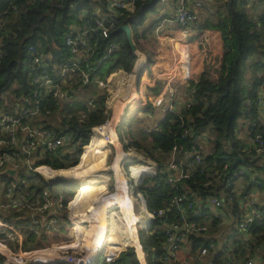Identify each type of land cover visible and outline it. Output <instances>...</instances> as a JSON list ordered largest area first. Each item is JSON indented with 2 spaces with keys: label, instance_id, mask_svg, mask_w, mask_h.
<instances>
[{
  "label": "trees",
  "instance_id": "trees-1",
  "mask_svg": "<svg viewBox=\"0 0 264 264\" xmlns=\"http://www.w3.org/2000/svg\"><path fill=\"white\" fill-rule=\"evenodd\" d=\"M110 1L0 0L2 23L0 27V112L13 113L12 109L17 107V103L21 105L22 102L31 106L30 100H34L37 89L33 80L35 75L40 74L43 69L40 63L34 64L36 56H51V59L46 61L49 63L46 69L55 83H59L61 66L69 63L73 58L72 48L67 44V40L79 32L86 33V39L93 48L89 62L82 65V69L89 74L90 80H93L95 76L105 79L114 71L123 69L129 73L125 74L128 77L127 80H124L123 76L120 81H115L117 76L111 77V80H114V84L110 85L112 91L118 87L114 91L122 92L120 89L124 88V94L118 95L119 97L116 95L115 103L114 100L113 103L116 105V102L122 99L127 103L138 97L135 91L138 58L136 59L132 52L127 33L122 27L130 23L135 16H139L142 11L147 12L151 9L156 0H127L134 2L135 11L121 10L122 14L115 15L113 19H110L108 12ZM212 2L214 7L209 9L201 20L200 28L217 29L222 34L224 43L222 78L219 81L210 79L190 81L189 89L186 91L193 90L190 105H187L188 102L182 103L178 109L166 111L162 120L151 129L140 127L133 131V137L129 142L136 150L156 160L163 171L154 179H147L141 186L148 201V209L145 204H142L136 217L132 216L128 198L126 200L122 191L100 202L107 192V180H99L98 177L109 178L110 168L107 167L115 163V156L111 160L104 157L93 162V155H97L98 148L105 144L108 133L114 131L125 105L119 107L121 111L118 109L113 112L112 118L115 121H106L107 115L104 110L97 121L93 122L96 124L93 134L88 132V135L81 134L86 136L87 142L79 146L77 151H64L60 147L56 149V152L45 151L42 148L37 150L38 155L62 162L71 156L80 158L82 155L80 165L92 161L84 168L91 166V169H95L98 167L94 166L96 164L100 165L99 167L102 165L106 167L71 176H56L55 180L66 177L65 179L81 181L80 191L75 198H86V201L84 204L81 202L79 209L73 210L74 213H79L83 217L74 222L76 229L85 228L93 235L91 246L95 247L94 255L97 254L99 244L126 248V251L120 253L119 257L109 264H153L152 261L159 263L163 246L165 247L163 226L178 218L176 209L171 211L167 209L174 195L189 192L190 199L194 196L201 199L208 197L222 199L223 209L230 213L237 224L243 215L242 203L248 194L255 188L264 190V178L259 176L263 170L262 165L259 164L262 155L256 152L255 146L239 138L245 126V123L242 125L241 121L248 122L246 126L252 135L260 133L264 137V125L259 113L264 88V0H212ZM98 7L101 8L100 17L112 20L106 22V25L111 26L108 37H104L101 31L96 29L98 17L94 12ZM140 24L143 23L138 22L132 25L135 40L141 37L136 29ZM153 27L154 25L148 31H151ZM113 43L117 45V48L106 57L109 46ZM145 66L146 62L140 66L139 75ZM130 73L133 74L130 75ZM146 76L149 78L148 75ZM56 92L53 89L45 93L40 103L42 114L45 110L56 109L58 104ZM9 93L12 96L8 97ZM88 122L90 121H84V123ZM43 123L50 122L43 121ZM53 129L58 130V127L53 125L51 130ZM205 134L211 138V144L206 151L198 140L200 135L205 136ZM116 142L118 143L117 139ZM110 146H114L112 142ZM193 147L199 148L202 152L201 160L198 162L192 157H184L180 154L181 151L185 152ZM174 151H176L174 161L182 164V167L189 171V176L172 185L168 182V173H165V168L166 163L172 160ZM124 157L129 159L130 153H123L119 149L116 169H119L118 164ZM139 157L141 158V155ZM75 163L73 160V164ZM239 168H244L245 172L241 176H235ZM43 169L50 174L45 166ZM133 169L137 177L140 171L137 167ZM167 171L170 172L168 169ZM119 172L117 173L121 183L122 174ZM253 174L255 176L257 174L254 180ZM7 176L1 175L0 180H7ZM151 185L152 188L149 189L147 186ZM64 187L67 199H69L68 196L71 197L73 190L77 189V185L67 182ZM114 198L123 199L126 208L118 211L108 208ZM161 208L165 209V214L152 223L153 216L150 211ZM262 209L264 210V207ZM86 211L94 212L95 221L90 216V220L94 222L92 227L83 221ZM134 220L139 222L140 227L150 228L148 234L143 230L137 231V241L134 237ZM195 220L208 225L210 234L208 237L212 241H218L214 235L223 226L220 224L219 217L209 209L200 208ZM120 223L121 227L118 225ZM51 226L56 230L61 227L56 222L49 227ZM250 232L249 236L242 234L236 236L237 238L232 242L233 250L240 254L251 249V253L259 255L264 262V220L255 222ZM71 235L74 242L65 247L76 246L77 248L82 241L78 239L76 241L72 231ZM0 239L4 241L3 238ZM207 244L202 238L193 240L195 247H206ZM10 248L12 256L18 258L24 251H27L23 255L28 260L34 258L30 254L36 255L35 262L51 261L60 256L55 247H45L47 249L36 252L21 251L24 248L13 251L14 247ZM44 254L51 256L44 258ZM7 259V256L0 254V264L7 262ZM58 261L36 264H57ZM19 263L24 264L22 260H19ZM93 264L100 263L93 262Z\"/></svg>",
  "mask_w": 264,
  "mask_h": 264
},
{
  "label": "rangeland",
  "instance_id": "rangeland-1",
  "mask_svg": "<svg viewBox=\"0 0 264 264\" xmlns=\"http://www.w3.org/2000/svg\"><path fill=\"white\" fill-rule=\"evenodd\" d=\"M213 5L214 3L212 2V0H208V3L206 4V10L208 11L209 9H212L214 7ZM141 18H142V12L139 16H135L134 18H132L130 23L126 25L131 26V25H135L138 22L143 23V21L147 23L145 24V26L148 25V21L144 19V17L142 18V21H140ZM132 22L133 24H131ZM151 25L152 26L154 25L153 29L154 28L156 29V25H157L156 22L154 24H150V27ZM136 29L140 31L141 28L136 27ZM154 30L151 31V34L147 38L141 39L140 37L138 41L137 39L135 40L134 38L137 44L141 45L142 51H144V53H146L150 58L153 57V50L155 49L156 46L153 37ZM153 73L154 70L150 68L148 71V75L151 76L153 75ZM132 74L133 73H130V75ZM116 75L118 78H116L115 81L122 80L121 79L122 75H118V74ZM109 76H106L105 79L103 78L102 79L103 81L98 80L97 81L98 83H93L94 81L86 82V85L83 87L82 91L77 89H72V90H66L65 93L63 90L65 96L62 102L60 103V108L56 111V115L59 118H62V120H64L62 122L63 123L62 126L66 127L65 130H67V137L65 138V134L62 132L60 127H58V130L55 129L51 130L53 128V125H51L50 123L44 124L43 121L40 124L42 128L40 137L42 138V140L45 141V143L50 141L55 142L58 138H60L56 143L58 144L59 147H62L70 151H77V148L79 146L81 147L85 145V143L87 142L86 136L85 135L81 136V134L86 133V135H88L87 132L93 134L94 126H96V124H94L93 122L96 121V117L99 114V112L102 113L105 110V113L107 115L106 121L107 120L115 121L112 118L113 112H115L118 109H120L121 111L122 109L119 107L125 105L123 107L119 120L114 128V131L112 133L111 132L108 133L105 144L100 148H98V153L97 155H93L92 161L94 162V160L97 159H104V157H108L111 160L113 156H115V161H116L121 145L123 146L122 147L123 153L128 154L131 151L130 156H139L137 154L141 153L148 162L147 164L139 165L140 167L139 171H141V173H144V175L142 174L139 175L140 180L137 182V184H141L145 177L149 176L150 179H154L157 175H160L163 171L160 164L156 160L152 159L147 154L146 156L145 154L136 150L133 146L129 144L131 138L133 137L132 133L133 131L135 132L140 127L148 128V129L155 127L157 122L159 121L160 111L161 110L168 111L169 107H167V105L165 104H161L160 106H154L153 104H150L149 97L155 94V92H153L152 89H157V88H154L152 86L154 84L151 81L149 84L145 85L144 83L139 86L140 81H142V76L140 77L139 80L138 77L137 78L135 77V91L138 97H135L136 99L135 98L134 99L138 100V98H140V92H142L145 95L147 103L145 102L146 104L144 103V105H136L135 103L131 104V100H129V102L126 103L124 99H122V100H118L115 105L114 103H115L116 95L118 96L120 94H124L123 93L124 88L123 90L122 88L120 89V91L122 92L114 91L118 87H116L113 91H111L109 81L111 80V77L113 75H111L110 77ZM125 78L127 79L128 77L125 76ZM144 78H147V76H145ZM137 80L139 83H136ZM113 84H114V80H111V86ZM63 89H66V87H64ZM69 91H73V92L70 94ZM9 96H12V94L9 93L8 97ZM8 97H6L7 101H8ZM139 106L140 109H138ZM27 107L28 106L22 102L21 106L17 107L13 113L18 114L24 111L25 109H27ZM40 113H41V109L37 115L30 116L29 118L39 117ZM164 114H165L164 111H162L161 116L163 117ZM93 116L95 117L94 121H90L88 123L80 122V121H89V118ZM61 134L63 135L60 137ZM72 137H73V141L69 144L71 147L70 148L65 144L66 142L70 141ZM116 139L118 143L116 142ZM111 142L114 145L113 147L110 146ZM119 144L121 145L119 146ZM39 148L40 147L37 148V146L34 144L33 147L34 150L28 152L27 157L22 155L20 158V162L16 161L13 165L14 167H9V168H13V170H15V173L11 174L9 173V170L7 168L0 167V176L5 174L8 175L7 180L4 179L0 180V238H3L4 240L2 241L0 239V246L2 247V249H5L7 251L11 250L10 248L11 246L14 247L13 251L17 250L18 248H24L21 249V251L28 250L29 252H33V251L36 252L38 250L47 249L45 247L48 248L60 247L62 249L61 251L57 248L59 250L60 256L58 259H53L51 261L35 262L34 258L36 255L30 254L34 258L32 260H28L27 258L24 257L23 253H21L20 258L16 257V259L18 261L23 260L24 264L53 262L56 260H59L57 264H69L68 260L70 261V259L73 258V255L76 258V260H78L79 258H84L86 256L89 258L95 257L96 259H98L99 258L98 255L100 254V251L102 249L111 248L113 246L112 245L103 246L99 244L97 247L98 253L94 255L93 251L95 247L91 246V244H93V237H92L93 235H91V232L86 231L85 228L78 227L76 229V223L74 221H76V219L78 218H83V217H81L79 213H74L73 210H75L76 206L79 205L77 204V202L80 201L83 202L85 200L84 198L81 197H78L76 200H72V199H74L77 196L78 192L80 191L79 188H81V181L65 179L66 177H63V178H59L55 182V178L56 176H71L89 170L105 169L106 167H103V165L102 167H99L100 165L96 164L94 166H98V167L95 169H91V166L84 168L85 165L90 164L92 161L80 165L82 163V155L80 158L71 156L65 162H62L61 160L48 159L47 157L45 158V156L38 155L37 150ZM85 148L86 146L84 147V149ZM170 157L171 155L168 157L169 160ZM73 160H75L76 162L75 164H73ZM149 163L151 165H154L153 172H148V170H145L144 168V167H148ZM0 165H2L1 151H0ZM134 165L135 164L132 162H125L124 168H122L118 164L119 169H115L116 173L114 171L113 172L109 171L108 173L109 178L98 177V179L107 180V185H106L107 192L101 198L100 202L108 200V198H111L119 194L120 191H122L123 192L122 194L126 197V200L128 198L127 201L130 206V209L129 208L128 209L130 210L132 216L136 217L142 205L141 200L138 196L140 194V189L138 188L137 184L136 186H134V183H131L128 180L130 177L131 178L133 177L132 179H135L136 177L135 169L132 168ZM44 166L47 169H49L48 172L50 174L46 173L47 171L43 169ZM111 166H116V164L114 163ZM167 169L168 170L171 169V163H166V168H165L166 171L165 173H168V177H170L172 173L167 171ZM118 171H120L119 173L122 174L121 183L118 178V173H117ZM125 179L128 182H126ZM64 182L77 185L76 187L77 189L73 190L74 192L72 195H70L71 197L68 196L69 199L66 198V194H65L66 188L61 185ZM124 203L125 202L123 199L114 198L112 200L111 205L108 208L115 209L117 211L123 210L126 208V205H124ZM146 207L148 208L147 198H146ZM85 214L86 215L83 221L89 227H92L94 222L90 220L91 219L90 216L95 218L94 212L88 213L86 211ZM87 219L90 221H88ZM52 221L58 223L61 227L58 230L54 229L52 226L49 227ZM93 221H95V219ZM118 225L120 227L122 226L121 223ZM133 225H134V237L136 241H137V231L143 230L146 232V234H148V231L150 230V228L145 229L140 227L139 222H137L136 220L133 221ZM71 231L73 232V234H75L76 241L77 239L78 241H82L81 243H83L84 246H87L89 244L88 248H85L83 244L78 245L77 248L76 246L66 248L65 246H67V244L74 242L73 237L71 235ZM25 252L27 251H24V253ZM47 256H51V255L49 254L43 255L44 258ZM93 262L97 263L98 261L93 260ZM103 262H104V256L101 257L99 263L103 264ZM157 264H173V263L170 260H167V258L166 259L161 258L159 259V263Z\"/></svg>",
  "mask_w": 264,
  "mask_h": 264
},
{
  "label": "built area",
  "instance_id": "built-area-1",
  "mask_svg": "<svg viewBox=\"0 0 264 264\" xmlns=\"http://www.w3.org/2000/svg\"><path fill=\"white\" fill-rule=\"evenodd\" d=\"M163 1L165 0H158V3ZM207 3L208 0H177L175 4L170 8V12H168L166 8L161 9L159 14L160 20L156 23L158 41L156 43L155 49L153 50V57L157 59L159 51L164 52V49H166L167 46V48H171L172 44L174 43L182 42L186 44L182 48H177L174 51V53L177 52L176 58L174 57L175 65L171 66L170 68H161L158 76L156 75L157 70L154 69V67L149 66V69L152 68L154 70L153 75L150 76L153 80L150 81L154 84L152 86L154 88H158L159 85H161L162 81L164 83L161 93H155L153 96L149 97L150 104H153L154 106H160L161 104H166L168 101H173L169 104L168 110H176L182 103L188 102L187 105H190L193 90L190 92H186V98H183L182 100H178L180 99V97L179 95L176 96L175 92H177L176 90L178 89V86L186 85L189 83V87L190 81H196L193 80V78L189 74L188 43H193L196 37L202 32L200 24L201 20L208 12L206 10ZM121 10L134 12V2L127 0L110 1L108 6L110 19H113L115 15L122 14V12H120ZM94 14L98 17L96 19V29L100 30L101 34L104 37H108L111 26L106 25V22H110L112 20L100 17V7L95 10ZM1 25L2 23L0 21V27ZM135 43L136 51L134 52V55L137 59L139 53L144 51L140 50V48L137 46L138 44L136 41ZM67 44L72 48L73 58L69 61V63L63 64L61 66V72L69 70H81L84 73L83 79L85 82L93 81L94 79L90 80L89 74L82 69V65L86 62H89V59L92 56L93 52V48L91 47V45H89L86 39V33L79 32L76 36L69 37L67 40ZM116 48L117 45L115 43L111 44L109 46L106 57ZM50 59L51 56L34 57V64L40 63L43 69L40 74L35 75L33 80V82L37 85V89L34 93V100H30L32 105L28 106L27 109L18 114L5 112L1 113L0 129L7 130L8 132H13L20 125L27 123V121L32 119L29 118L30 116L37 115L40 112V103L45 93L53 89L57 91L60 82L56 84L55 80L46 69L49 66V63H46V61ZM145 69L146 67L144 68L143 72L145 71ZM121 71L123 72L125 70L122 69ZM188 87L187 90L189 89ZM261 95L262 98L260 100L259 113L260 120L262 123H264V88L262 89ZM164 112L166 113V110ZM248 129L249 128H247V131L244 132L243 135L240 134L239 138L243 141L249 142L252 146H255L256 152L262 155L259 160V164L262 165L261 167L263 170L259 173V176L263 179L264 137L260 133L252 135L251 131ZM41 132L42 129L36 130L31 133V138H33L34 141H29L28 143H26L27 152H31V150H34V144L37 146V148L40 147L45 151L56 150L59 147L56 143L60 138H58L55 142L50 141L45 143V141L40 137ZM11 136L14 140H17L16 134ZM205 136L207 135L205 134ZM38 137H40L41 139L39 140ZM201 138L202 136L200 135L198 137V140L200 141ZM175 152L176 151H174V153L172 154L173 161H170V173H172V175L168 177V182L172 185L189 176V171L184 169L182 167V164H178V162L174 161ZM180 154L184 155V157H192L197 162L200 161L202 157V152L197 147H193L192 149L185 152L181 151ZM148 167L150 168L149 172H153L154 165H151L149 163ZM148 167H144L145 170H149ZM244 172V168H239L235 172V176H241L242 174H244ZM257 174L256 176L255 174L252 175L253 180L256 179ZM261 192L264 193V190H261L259 188L253 189L252 192L248 194L246 200L242 203L244 212L237 223L235 232L236 235L242 234L249 236L251 233L250 230L252 225L255 222L264 220V210L262 209L264 207V197L260 198L256 195V193ZM190 195L191 194L189 192L174 195L170 202V206L167 208L170 211L176 209L178 218L176 220L165 223V225L163 226L165 235V252L164 255L161 256V258H167V260H170L173 264H264L259 255L251 253V249H247L240 254L235 253L232 247V241L230 239H225L221 242L210 240V238L208 237V235H210L208 225L199 221L197 222L195 220V217L198 216L200 208L209 210L212 209V211L216 212L219 211V209L224 210L223 201L222 199L216 197H208L206 198V203L202 204L201 202H199V199H201L200 197L194 196L192 199H190ZM164 214L165 209L161 211V215L163 216ZM194 238L205 239V242L208 243L207 246H193ZM119 251L114 256H112L113 253H106V261L110 263L115 261V259L119 257L121 253ZM93 260H96V258H89L87 256L76 260L73 255V258L70 261L68 260V263L88 264L89 262H93ZM2 264L14 263L8 261L2 262Z\"/></svg>",
  "mask_w": 264,
  "mask_h": 264
},
{
  "label": "crops",
  "instance_id": "crops-1",
  "mask_svg": "<svg viewBox=\"0 0 264 264\" xmlns=\"http://www.w3.org/2000/svg\"><path fill=\"white\" fill-rule=\"evenodd\" d=\"M176 1L177 0H165L163 2H159L157 5H153V7H151V9H149L147 12H145L146 17L144 19H146L148 21V25L145 26V24H147V23L145 21H143V24L139 26L141 28L140 31L137 30V33L139 32L141 35V39L149 37V35L151 34V31L155 29L154 28L151 31H148V29L151 28L150 24H154L155 22L157 23L158 20L160 19L159 14H160L161 9L166 8L167 11L170 12V8L172 7V5L175 4ZM142 18L140 21H142ZM131 27H132V25H131ZM132 31L134 33L133 27H132ZM153 32H154V35H153L154 42L156 44L158 41L156 29ZM139 38L140 37L137 38V41ZM185 44L186 43L178 42V43L172 44L171 48H167L168 47L167 46L166 47L167 51H166V49H164L165 50L164 52L159 51L157 59H155L154 57L150 58L148 55H146L147 59H145V60L143 57H141L140 63L146 62V66H145L146 69L144 72L142 71V74L140 73V75L138 76V80L142 76V81H140L139 86L144 84V83H145V85L149 84L150 83L149 80H152L151 79L152 77H150L148 75L149 66H152V67H154V69L157 70L156 75L158 76L161 68H164V67L170 68L171 66L175 65L174 61H175L177 52L174 53V51L177 48H182ZM138 47L142 51V47L140 44H138ZM188 49H189V54H188L189 55L188 56L189 74L193 78V80L210 79L213 81H219L222 78L223 70H224V43H223L222 34L219 30L211 29V28L210 29H202V32L196 37L195 41L193 43H188ZM142 53H144V52H142ZM173 53H174V55H173ZM144 68H143V70H144ZM115 73L118 75L124 76L123 77L124 80L128 79V78L127 79L125 78V74L127 75V72H125V71L122 72L121 70H119V71L117 70V71H114L112 74H110V76L111 75H113L112 77L117 76ZM60 74H61L60 81H59L60 84L57 88L58 104H57L56 109L47 110V111L45 110L44 114L40 113L39 117L32 118L27 123L17 127V129H15L13 132H8L7 130L0 129V151L2 153V165H0L1 168H7L8 170H11L12 168H9V167H14L13 165L16 161L20 162V158L22 155L27 157L28 152L26 150V143H28L29 141H34L33 138H31V133L36 131V130L42 129L41 125H40L42 121H47V122H50V124H52L54 126L60 127L62 132L65 134V138L67 137V130H65L66 127L62 126V124H63L62 122L64 120H62V118H59L56 115V111L60 108V103L64 99L66 90L77 89V90L82 91L83 87L86 85V82L83 79L84 73L81 70L62 71ZM146 75H148L149 78H144ZM98 80L103 81L100 77L95 76L93 83H98L97 82ZM109 82L111 85V80ZM163 84L164 83L162 81L161 85H159V87L157 89L151 88L152 91L155 92L156 94L161 93ZM188 85H189V83L186 85L178 86V89L176 90L177 92H175L176 96L179 95V97H180V99H178V100H182L183 98H186V91H187ZM64 87H66V89H63ZM63 90L65 93L63 92ZM140 91H142V90H140ZM69 92L71 94L73 91H69ZM143 99H144L143 100V105H144V102H146V98H145L144 93H143ZM172 102L173 101H168L165 105H167V107H168L169 104ZM20 106L21 105L19 103H17V107H20ZM15 109H12V110L15 111ZM138 109H140V106ZM12 110H11V112H12ZM162 111H165V110L160 111L159 121L162 120L161 119ZM3 112H5V111H1L0 114ZM100 114H101V112H99V114L97 115L96 121H97V118L99 117ZM90 115H91V113H90ZM164 115H163V117H164ZM94 120H95L94 116L89 118V121H94ZM80 122H84V121H80ZM243 123H245V126L242 129V132H241L242 135L244 132L247 131L246 124L248 122L247 121H241L242 125H243ZM81 124H83V123H81ZM262 124L264 125V123H262ZM64 130H65V132H64ZM15 134L17 135V140H14L11 136V135H15ZM62 135L63 134H61L60 137ZM38 139L40 140L41 138L38 137ZM65 141H66V139H65ZM72 141H73V137L71 138L70 141L66 142L65 145L70 147L69 144ZM210 144H211L210 136H208V135L202 136V138L200 139V145L204 151H206L208 149ZM60 148H62V147H60ZM62 149H64V148H62ZM65 150L66 149H64V151ZM67 151H70V150H67ZM136 166H137V164H136ZM61 185L65 186V183H62ZM256 195L259 196L260 198L264 197V193H262V192L256 193ZM76 199L77 198H74L72 200H76ZM84 200L86 201V198H84ZM85 201H83L82 203L84 204ZM199 202H201L202 204H205L206 199H199ZM82 203H81V201L77 202V204H79V205L76 206V208L79 209ZM211 212H214L216 214V216L218 215L217 217L220 218V224H221V226L223 225L222 228L220 227L221 229H219V231H217V233H215V235H214V237L219 242H221L225 239H230L233 242L234 239L237 238L236 236H240V235L235 234L237 224L234 222L233 217L230 215L229 212H227L226 210H220V209L217 212L212 211V209H211ZM94 219L95 218H93V220ZM83 241H85V240H83ZM81 244H83V243H81ZM83 246H84V244H83ZM84 247L88 248V245L84 246ZM57 248L59 250H61L60 247H57ZM58 249L56 250V252L59 251ZM118 249L119 250L124 249L123 251H126L125 247H122V246L119 247V246L114 245L110 249H107V250L102 249L100 251L99 258L96 259V261H98V263H99L101 257L104 256L103 264H109L110 262L106 261V259H105L106 253H109V254L113 253L112 256H114L119 251ZM155 262L152 261L153 264H155ZM157 263L158 262H156V264Z\"/></svg>",
  "mask_w": 264,
  "mask_h": 264
},
{
  "label": "bare ground",
  "instance_id": "bare-ground-1",
  "mask_svg": "<svg viewBox=\"0 0 264 264\" xmlns=\"http://www.w3.org/2000/svg\"><path fill=\"white\" fill-rule=\"evenodd\" d=\"M141 57H143L144 58V60L146 59V55L144 54V53H142V52H140L139 53V56H138V60H137V64H136V71H135V74H136V78L139 76V68H140V66L143 64V63H140V58ZM136 83H139L138 82V80H137V82ZM140 92V91H139ZM136 99V98H135ZM135 99H131V104H133V103H135L136 105H143V93L142 92H140V98H138V100H135ZM120 149H121V151H122V146H120ZM50 151H52V152H56V150H50ZM131 152V151H130ZM129 152V153H130ZM137 155H141V158L139 157V156H130L129 157V159L128 158H126V157H124V158H122L121 159V161L119 162V166L120 167H122V168H124V163L125 162H132V163H134L135 165L132 167V168H134V167H137L138 169L137 170H140V167H139V165H142V164H147L148 162H147V160H146V158H144L143 157V155L140 153V154H137ZM116 161H117V158H116ZM116 161H115V164H116ZM136 164H137V166H136ZM108 168H110V170L109 171H111V172H115V166H111V167H108ZM150 170H148V172H149ZM116 173V172H115ZM140 174H142V175H144V173H141V171H140ZM139 174V175H140ZM139 175L137 176V177H135V179H132L131 177L128 179L129 180V182H131V183H134V186H136V184H137V182L140 180L139 179ZM150 177L149 176H147V177H145L144 179H143V181H142V183L141 184H137L138 185V188L140 189V194L138 195L139 196V198H140V200H141V203L142 204H145L146 205V196H145V192H144V190L143 189H141V186L145 183V181L147 180V179H149ZM58 180V179H57ZM57 180H55V182L57 181ZM125 181L126 182H128L126 179H125ZM147 187H149V189H151L152 188V185L151 186H147ZM148 209V208H147ZM162 210H164L163 208H161V209H155V210H153V211H150L151 213H152V222L156 219V218H159L160 216H162L161 215V211ZM52 223H54L53 221L51 222V224ZM152 225V224H151ZM165 247L163 246V254L162 255H164V252H165ZM98 253V252H97ZM0 254H2V255H5V256H7L8 257V259H7V262L9 261V262H13V263H16V264H20L19 263V261L16 259V256H12V254H11V252L10 251H7V250H5V249H2V247L0 246ZM24 254V253H23ZM71 260V259H70ZM23 261V260H22Z\"/></svg>",
  "mask_w": 264,
  "mask_h": 264
},
{
  "label": "water",
  "instance_id": "water-1",
  "mask_svg": "<svg viewBox=\"0 0 264 264\" xmlns=\"http://www.w3.org/2000/svg\"><path fill=\"white\" fill-rule=\"evenodd\" d=\"M142 17H145V12L144 11H142ZM123 30H125V32L127 33V36H128L132 51L134 53L136 51V43H135V40H134V37H133L132 28H131L130 25H125L123 27ZM9 173H11V174L15 173V170H13V168H12L11 170H9ZM123 250L124 249L120 250L119 252H122Z\"/></svg>",
  "mask_w": 264,
  "mask_h": 264
},
{
  "label": "clouds",
  "instance_id": "clouds-1",
  "mask_svg": "<svg viewBox=\"0 0 264 264\" xmlns=\"http://www.w3.org/2000/svg\"><path fill=\"white\" fill-rule=\"evenodd\" d=\"M157 3H158V0H157V1H155L153 5H157ZM144 18H145V17H144ZM131 28H132V27H131ZM132 32H133V31H132Z\"/></svg>",
  "mask_w": 264,
  "mask_h": 264
}]
</instances>
